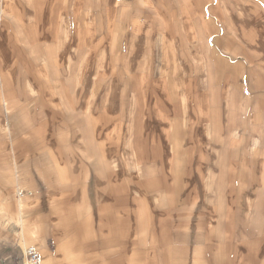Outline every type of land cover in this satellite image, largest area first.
<instances>
[{
	"label": "crops",
	"instance_id": "1",
	"mask_svg": "<svg viewBox=\"0 0 264 264\" xmlns=\"http://www.w3.org/2000/svg\"><path fill=\"white\" fill-rule=\"evenodd\" d=\"M29 245L264 264V0H0V264Z\"/></svg>",
	"mask_w": 264,
	"mask_h": 264
},
{
	"label": "rangeland",
	"instance_id": "2",
	"mask_svg": "<svg viewBox=\"0 0 264 264\" xmlns=\"http://www.w3.org/2000/svg\"><path fill=\"white\" fill-rule=\"evenodd\" d=\"M79 120L80 119H76V121H79ZM153 124H154V122L152 123V122L148 121V123L143 125V127L140 129L141 139L143 141V144L146 145L144 147V150H143V155H150V152H151L150 146L153 147L152 143L158 139H160V142H163L161 139H162V137L165 136L163 134V131L161 130V128L151 127V125H153ZM62 130L64 132L68 131V129H65V128ZM69 136L70 135H67L65 133L63 134V138L68 139ZM96 159H98V158H96ZM73 160L76 161V159H73ZM88 161H92V158H89ZM94 162H95V172H100V173L103 172L102 167H100L101 164L98 163L97 161H94ZM150 165L151 164H150L149 160H144L143 175H142V182H141V186H142V190H143V192H142L143 193V200H151V201L155 200L156 201L159 199H158V194L156 192L155 193L153 192V189H155V188L154 187L152 188V184H153L152 180H153L154 176L156 175L157 171L155 169H153ZM156 183L158 185L163 186V187L167 186L166 167L163 168V176L160 179H157Z\"/></svg>",
	"mask_w": 264,
	"mask_h": 264
},
{
	"label": "built area",
	"instance_id": "3",
	"mask_svg": "<svg viewBox=\"0 0 264 264\" xmlns=\"http://www.w3.org/2000/svg\"><path fill=\"white\" fill-rule=\"evenodd\" d=\"M20 264H41L39 250L34 245L27 246Z\"/></svg>",
	"mask_w": 264,
	"mask_h": 264
},
{
	"label": "bare ground",
	"instance_id": "4",
	"mask_svg": "<svg viewBox=\"0 0 264 264\" xmlns=\"http://www.w3.org/2000/svg\"><path fill=\"white\" fill-rule=\"evenodd\" d=\"M40 258H41V262L45 264V262H46V261H45V258H44V262H43V261H42V256H41V254H40Z\"/></svg>",
	"mask_w": 264,
	"mask_h": 264
}]
</instances>
